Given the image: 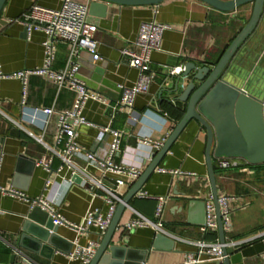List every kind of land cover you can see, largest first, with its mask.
<instances>
[{
	"label": "crops",
	"instance_id": "0c3cea01",
	"mask_svg": "<svg viewBox=\"0 0 264 264\" xmlns=\"http://www.w3.org/2000/svg\"><path fill=\"white\" fill-rule=\"evenodd\" d=\"M80 1L89 4L90 0ZM33 2L49 8L60 5V0H5L1 7L2 74L35 68L43 63L41 42L45 39L44 32L33 31L28 39L23 25L15 21ZM100 4L107 5L106 12L99 7L90 12L88 8L87 20L98 26L95 36L101 58L94 60L90 52L80 49L77 55L80 64L77 76L85 84H90V87H87L89 91L98 92L111 102L120 96L116 84H131L137 79V71L129 65L128 57L122 55L121 50L124 47L134 48L132 41L137 35L140 23L154 21L170 25V29L162 33V49L151 53L153 78L148 91L139 94L132 107L126 106L115 111L111 120L110 108L107 109L97 100H88L83 113L87 121L94 125L80 124L75 129L78 144L87 151H94L99 157H106L112 134L106 133L102 141L98 142L95 140L98 128L109 125L113 129L124 130L120 150L113 155L112 162L138 165L142 173L151 156L160 149L140 145L138 139H166L185 111L184 103L174 100L179 93L168 92L179 77V73L171 75L169 70L177 66L183 67L187 62H195L198 65L216 62L232 38L244 26L253 4L248 2L227 12L200 0H162L157 5H117L102 1ZM102 12L105 13L104 17L100 16ZM69 53V44L54 41L52 68L55 70L65 67ZM96 67L102 72L100 78L106 82L103 91H98L96 84L88 78ZM26 79L24 84L16 78L0 77V185L5 188L13 186L33 198L46 192L47 178L58 181L63 176H55L59 159L47 148L56 146L57 113L50 118L44 133L42 132L43 142H38L26 130L33 131L36 135H40L41 131L26 121L20 122L22 90L24 88L26 104L29 107L53 106L55 111L70 108L75 95L65 87L57 91L52 80L43 74H30ZM181 82L185 81L180 78ZM164 112L166 116L163 115ZM15 121L20 122L21 128ZM206 137L205 128L198 121L190 120L139 190L152 197H167L161 214L162 229L173 240L171 248L152 246L157 233H154L151 227L129 230L119 227L134 217L133 211L152 220L156 219L154 211L157 199L133 195L121 213L112 236L113 243L123 246L127 251L122 255L123 252L118 250V256L129 258L134 255L136 258L145 251L142 264H187L184 262V253L190 250V246L185 240L203 239L211 243L219 241L217 227L207 230L205 234L199 229L204 218L202 201L211 195L205 161ZM44 155L51 158L49 172L33 164ZM234 158L239 161L238 166L221 169L218 157H211L217 195L231 196L228 202L230 221L228 228L224 230L225 242H236L227 247L230 262L262 264L264 243L258 234L264 231V163L253 164L240 157ZM75 160L80 165L85 163L81 154L77 155ZM162 167L182 169L193 175L159 173L157 168ZM89 171L96 172L91 167ZM119 177L126 182V185L119 189V194L123 197L135 180L131 181L125 175L110 173L103 177L102 182L106 187H111L115 178ZM53 192L55 209L69 222H81L90 204L100 207L103 213L106 211L103 200L98 197L92 200L88 189L78 183L69 187L60 186ZM28 213V201L0 193V264H9L13 254L19 255L18 264H21L22 253L27 254L36 264H80L79 260L67 256V251L73 247L72 240L76 234L66 225L56 228V247L51 256L24 250L20 246V235ZM102 237L103 234L94 226L81 235L79 240L83 244L95 240L99 243ZM45 253L48 251L45 250ZM135 261L130 258L122 259L121 263L115 260L98 264H133ZM198 264L222 262L204 260Z\"/></svg>",
	"mask_w": 264,
	"mask_h": 264
},
{
	"label": "built area",
	"instance_id": "2783aa9c",
	"mask_svg": "<svg viewBox=\"0 0 264 264\" xmlns=\"http://www.w3.org/2000/svg\"><path fill=\"white\" fill-rule=\"evenodd\" d=\"M88 4L80 0H60V5L56 8H49L37 2H33L22 15L15 19L20 22L25 28L26 36L29 39L33 31L41 30L45 34V39L41 42L43 46L42 65L35 68H24L15 72L2 74L0 64V77H9L22 80L26 83V77L30 74L46 75L55 84L57 91L61 88H68L74 92L73 103L70 108L65 110H54L53 106L29 107L26 104L25 90L23 88L21 94V118L20 122L26 121L32 126H35L41 131L40 135H36L33 131L26 130L28 134L34 137L38 142H43V133L50 118L57 113V136L56 146L48 147L51 154L59 159L58 167L55 170V176H62L61 180L47 178L45 180L46 192L41 196L29 198L25 192L13 186L3 187L0 185V193L3 196H12L21 200H26L29 203V212L38 208L44 211L47 217L52 218L54 226L66 225L76 234L72 240V249L67 251V256L70 259L79 260L80 264H88L95 253V248L98 241H89L86 244L80 242L79 238L88 232L91 227H97L100 234H103L109 226L116 205L120 202L121 196L119 189L126 185L122 178H115V183L111 187H106L102 182L106 174H118L129 177L131 181L136 180L141 174V169L135 164H115L112 162V157L120 150V142L124 130L113 129L109 125L100 126L95 140L102 141L105 134L111 132L112 139L108 147L109 151L106 157H99L94 151H87L81 147L76 141V127L80 124L94 125L87 121L84 116L83 109L88 100L94 99L105 105L111 110L110 120L113 118V113L126 106L132 107L135 98L139 94L146 93L149 89L150 82L153 78L151 71V53L162 49V33L170 29V25L154 21H142L140 23L137 35L132 41L134 48L124 47L121 54L129 59V65L137 71V79L131 84H116L120 96L111 102L105 99L102 95L95 91H89L86 84L78 78L80 64L77 61V55L80 49H85L91 53L94 60L100 59L98 52L99 43L95 33L98 26L87 20ZM54 41H62L70 45V53L67 57L65 67L53 69L54 57ZM183 70V67L177 66L169 70L171 75H177ZM0 111V116H1ZM166 116V112L163 113ZM166 121V120H164ZM18 121L14 123L21 128ZM43 132V133H42ZM161 141L153 140L149 137L138 139V144L153 147L158 150L162 146ZM45 144V143H44ZM60 144V146H58ZM81 154L85 160L83 165L76 162L75 157ZM2 156L0 153V162ZM218 165L221 169H229L239 165L234 157L218 158ZM51 158L42 156L34 164L42 167L45 171H51ZM94 168L95 173H91L89 168ZM159 173H169L171 175L187 174L193 175L191 172H185L182 169H168L165 167L157 168ZM80 177V184L88 189L91 199L101 198L106 205V211L101 212L100 207L92 204L86 209L83 219L79 223L69 222L63 217L54 207V190L60 186L69 187L76 184L74 176ZM88 185V186H86ZM138 197H152L144 192H136ZM157 199V206L154 211L156 219L144 217L143 215L134 212V217L119 227L123 230L134 229L137 227H151L154 233H167L162 229V211L167 201L166 196L152 197ZM231 196L226 194L217 195L219 213L221 217L222 230H226L230 221V213L228 202ZM204 221L199 229L203 234L209 229L217 227V214L215 213L214 196L209 195L203 202ZM259 236L262 237L264 243V231H260ZM190 246V250L184 253V262L187 264H198L204 260H213L222 262L224 255V247L234 245V242H207L203 239L185 240ZM228 249V248H227ZM264 264V250L262 252Z\"/></svg>",
	"mask_w": 264,
	"mask_h": 264
},
{
	"label": "water",
	"instance_id": "95a60500",
	"mask_svg": "<svg viewBox=\"0 0 264 264\" xmlns=\"http://www.w3.org/2000/svg\"><path fill=\"white\" fill-rule=\"evenodd\" d=\"M4 1L0 0V10ZM100 1L117 5H157L162 0H90L88 4L90 12L96 7L106 12L107 5H101ZM200 1L223 12L235 10L248 2H252L253 8L244 26L232 38L216 62L203 65L187 62L183 65V70L178 74L179 77L174 82L173 87L168 89V92L179 93L174 100L183 102L185 111L172 127V131L162 143L160 150L151 156L144 171L126 194L121 197L122 200L117 203L111 222L104 231L103 237L88 264L108 263L115 260L121 263L122 259L130 260V258L136 260L133 264L144 262L145 251H142L136 258L134 255L124 258L122 255L127 252L126 248L113 243V232L131 197L142 188L145 179L159 165L164 154L170 149L171 143L190 120L198 121L206 130L205 161L211 194L214 196L220 242H224L225 239L211 157H240L248 163H264V93L255 95L246 89L247 76L250 75L246 69L247 59L255 58L254 51H261L259 52L260 58H258L259 56L256 57L255 65H260L261 59H263L264 0ZM100 16L104 17L105 13L102 12ZM92 71L93 73L88 78L96 84L98 91L105 90L106 82L100 78L101 70L96 67ZM180 78L185 82L180 83ZM86 85L88 88L90 87V84L87 83ZM73 178L74 182L80 183L81 179L78 175ZM202 206H204L203 201ZM56 228L57 226L52 224V218L47 217L44 211L35 208L25 217L21 228L20 246L24 250L51 256L54 247H56ZM172 242L173 240L167 234L157 233L152 246L171 248ZM45 250L48 253H45ZM118 250L123 252L122 255L118 256ZM224 255L222 264H231L230 253L225 247ZM18 256L13 254L9 264H18ZM20 256L21 264H36L27 254L22 253Z\"/></svg>",
	"mask_w": 264,
	"mask_h": 264
},
{
	"label": "rangeland",
	"instance_id": "374dc122",
	"mask_svg": "<svg viewBox=\"0 0 264 264\" xmlns=\"http://www.w3.org/2000/svg\"><path fill=\"white\" fill-rule=\"evenodd\" d=\"M259 52L261 51H254L255 58H248L246 64L247 73H250L249 77L247 76L248 80L246 78V89L255 95L264 93V54L261 64L255 65L256 57L260 55Z\"/></svg>",
	"mask_w": 264,
	"mask_h": 264
},
{
	"label": "trees",
	"instance_id": "16d2710c",
	"mask_svg": "<svg viewBox=\"0 0 264 264\" xmlns=\"http://www.w3.org/2000/svg\"><path fill=\"white\" fill-rule=\"evenodd\" d=\"M223 51H224V50H223ZM223 51H222V52H223ZM221 54H222V53H221ZM221 54H220V55H221ZM219 58H220V57H219Z\"/></svg>",
	"mask_w": 264,
	"mask_h": 264
}]
</instances>
